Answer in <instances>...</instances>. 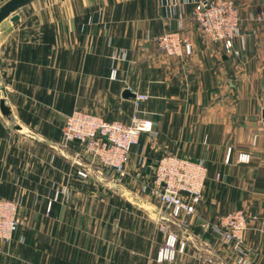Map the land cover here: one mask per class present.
Instances as JSON below:
<instances>
[{
    "label": "crops",
    "instance_id": "0c3cea01",
    "mask_svg": "<svg viewBox=\"0 0 264 264\" xmlns=\"http://www.w3.org/2000/svg\"><path fill=\"white\" fill-rule=\"evenodd\" d=\"M196 1L32 0L18 22L0 23V99L20 125L0 112V196H19L21 218L12 241H0V264H264V0H236L239 54L202 32ZM167 31L192 53L160 51L155 39ZM137 94L149 98L137 105ZM75 109L154 122L125 177L91 165L78 142L62 145ZM241 151L249 163L237 161ZM168 154L208 170L184 228L147 194L152 166ZM238 209L257 215L241 247L201 226ZM164 226L187 241L173 263L156 261Z\"/></svg>",
    "mask_w": 264,
    "mask_h": 264
},
{
    "label": "built area",
    "instance_id": "2783aa9c",
    "mask_svg": "<svg viewBox=\"0 0 264 264\" xmlns=\"http://www.w3.org/2000/svg\"><path fill=\"white\" fill-rule=\"evenodd\" d=\"M193 17L202 32L212 41H222L228 54H239L234 49V39L241 35L242 19L236 0H198L194 3ZM259 20H264L259 17ZM158 49L170 56H184L192 53L191 43L177 32H165L156 39ZM116 77V70L112 73ZM149 98L146 94H137L135 102ZM264 126V117L262 118ZM154 122L140 116L136 111L130 123L119 120H106L99 115L76 109L66 116L62 129V145L78 142L83 155L89 163L100 170L110 171L117 179L128 173V164L133 146L142 133H151ZM231 149L226 160L229 161ZM250 152L238 153L239 163H249ZM208 170L202 160L187 156L168 154L162 156L152 166L153 180L149 191L160 202L164 211H170L172 222L178 227L189 225V219L202 200ZM81 177H88V171H78ZM50 207V205H49ZM48 207V208H49ZM20 201L0 196V241L10 243L21 223L19 215ZM257 215H250L246 210L238 209L223 215L217 224L210 225L202 221L204 228L211 227L224 241L233 242L241 247L245 231ZM166 230L163 244L160 246L156 261L173 263L178 253L184 251L187 241L175 230ZM213 264V263H208Z\"/></svg>",
    "mask_w": 264,
    "mask_h": 264
},
{
    "label": "water",
    "instance_id": "95a60500",
    "mask_svg": "<svg viewBox=\"0 0 264 264\" xmlns=\"http://www.w3.org/2000/svg\"><path fill=\"white\" fill-rule=\"evenodd\" d=\"M31 1L32 0H0V23L5 19H9L14 23L18 22L22 17L21 8ZM124 94L129 95L130 92L125 90ZM0 112L3 117L11 123L14 129H20V125L15 124V117L8 101L4 98L0 99Z\"/></svg>",
    "mask_w": 264,
    "mask_h": 264
},
{
    "label": "rangeland",
    "instance_id": "374dc122",
    "mask_svg": "<svg viewBox=\"0 0 264 264\" xmlns=\"http://www.w3.org/2000/svg\"><path fill=\"white\" fill-rule=\"evenodd\" d=\"M193 18H194V17H193ZM258 18H259V17H258ZM241 24H242V23H241ZM167 32H173V31H167ZM162 34H163V33H162ZM178 34H179V33H178ZM156 39H157V37H156ZM156 39H155V41H156ZM234 40H235V39H234ZM156 43H157V42H156ZM157 47H158V44H157ZM225 51H226V50H225ZM226 53H227V52H226ZM75 110H76V109H75ZM73 111H74V110H73ZM73 111H72V112H73ZM72 112H71V113H72ZM138 142H139V141H138ZM70 143H71V142H70ZM79 170H81V169H79ZM79 170H78V171H79ZM152 180H153V176H152ZM204 187H205V186H204ZM147 194H148L151 198L156 199L155 196H153V195L151 194L150 191H148ZM11 195H12V196H10L9 198H11V199H17V200H18L19 196L16 195V193H11ZM7 198H8V197H7ZM48 207H49V206H48Z\"/></svg>",
    "mask_w": 264,
    "mask_h": 264
}]
</instances>
